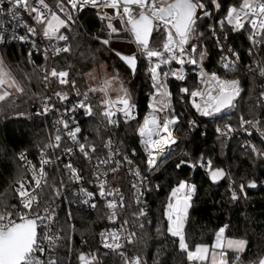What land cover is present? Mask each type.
Masks as SVG:
<instances>
[{
	"label": "trees",
	"instance_id": "16d2710c",
	"mask_svg": "<svg viewBox=\"0 0 264 264\" xmlns=\"http://www.w3.org/2000/svg\"><path fill=\"white\" fill-rule=\"evenodd\" d=\"M48 2L55 9L58 0ZM201 2L212 14L196 20L192 39L198 45L196 54L207 72H214L228 79H238L242 91L229 114L214 119L201 118V124L206 125L204 132L201 129L191 131L188 123L194 112L188 95L197 86L196 75L186 65L188 73L183 81L167 77L173 114L178 118L176 131L179 134L187 132L188 137L154 171L147 174L150 187L149 210L139 223L136 221L134 238L130 244L131 252L139 258L140 264H191L186 251L179 247L178 238L168 231L165 221L172 187L186 181L195 186L184 229L188 249H193L198 244L211 245L217 230L225 227L227 237L246 241L244 251L237 253L238 259L233 258V253L236 252L228 253L231 263L259 264L264 256V158L243 146L241 136L225 137L215 134L214 130L223 123L235 128L242 119L259 116L256 125L263 138L256 135L253 140L260 150H264V104L261 98L264 88L243 68L223 70L218 64L220 51L211 34L212 23H215L216 30L227 34L229 45L243 60L248 58L246 51L250 44L246 37L230 26L217 22L230 6H238L242 0ZM210 2L213 3L215 12ZM115 22L119 25V34L109 33L104 20L96 16L93 10H69L67 24L60 29L69 39V50L58 57L56 66L65 70L69 78L76 80L82 88L91 85L87 74L101 63L118 75L131 101L137 105L138 117L133 122L121 124L113 131L106 128L102 121L91 120L89 140L99 145L104 138L109 137L126 150H136L138 162L144 170L146 155L139 145L136 129L148 110L151 87L143 59L125 34L123 25L116 19ZM162 36L160 31L154 30L149 46L160 44ZM103 39H107L109 43L104 44ZM114 42L123 47L116 48ZM0 51L23 89L22 92L0 101V213H12L18 208L15 186L27 176L21 166L22 153L34 156L39 149L46 148L51 143L55 132L52 117L41 112L43 91L40 85V57H29L27 48L21 44L4 45L0 47ZM116 52L135 54L137 66L134 73L118 58ZM176 67L172 62L168 72ZM95 103L99 110L100 97L95 99ZM189 162L196 167L189 166ZM199 162L205 163L207 167H201ZM219 169L223 170V176L214 182L210 175ZM59 176L64 177V173L58 166H54L41 194V201L50 199L53 188L59 185ZM252 182L255 187H249ZM241 185L244 186L243 190ZM123 190L126 194V211L128 215H132L137 211L134 192L128 184L123 186ZM60 220L61 239L54 257L57 264H80V254L85 255L89 264L123 263L118 254L100 247L98 233L107 227L102 204L95 210H84L67 202Z\"/></svg>",
	"mask_w": 264,
	"mask_h": 264
},
{
	"label": "built area",
	"instance_id": "2783aa9c",
	"mask_svg": "<svg viewBox=\"0 0 264 264\" xmlns=\"http://www.w3.org/2000/svg\"><path fill=\"white\" fill-rule=\"evenodd\" d=\"M29 3L32 7L40 8V10L46 14L47 18L52 11V7L50 6L48 0H45L48 8H43L37 3V0H29ZM58 3L64 4L69 10L73 12L93 10L96 16L104 20L105 25L106 22L111 23L115 21L112 14L113 8L105 7L102 2H98L96 5L87 4L83 7L77 6L75 9L72 8L71 4L68 3V0H58ZM211 4L213 12H215V7L213 3ZM241 4L236 7L239 8ZM132 7L136 8V6ZM231 7L233 6H230L229 8ZM0 8L3 9V11H0V47L10 44H21L27 48L29 57L38 56L42 60L40 65V85L43 91L41 112L52 117L51 121L55 132L51 143L46 148L39 149L34 156L26 154L25 152L22 153L21 157L23 158H21V166L27 173V176L15 186V193L18 199V208L11 213V219L19 222L20 215H23L24 213H29V215L38 214L42 217H47L48 219H45L42 224L40 221L37 222L40 225L37 229V232L39 242L45 248V253L42 258H47V256L51 255V257L54 259L56 246L61 239L62 225L60 216L65 204L70 202L74 206L84 210H95L100 204H102L105 208L107 227L101 229L98 233L100 247L107 252L118 254L123 260L122 264H132V261L137 258L131 252L130 247V244L134 238L135 223L136 221L139 223V221L148 213L149 210L148 203L150 200L148 199V192L150 191V187L149 176L147 174L154 171L162 162V160H164L172 151H175L179 144L188 137L187 132L179 134L176 131L178 119L175 116L169 118L168 112L171 108L169 92L167 91L168 95L166 97V115H163V111L160 108H155V117L161 127L163 126V122L165 120L174 121V123L169 124L168 132L160 131L159 136H153V139H159L160 137L167 139L168 133H171V138L174 140L168 146L167 143L163 144L162 150L146 148L145 144L142 142L144 137H141L139 131L140 128L144 126L145 121L143 120V115L136 129L139 145L143 148L146 155L145 169L143 170L138 162V152L136 150H126L115 144L109 137L104 138L99 145L90 142L89 140V134L91 133L89 129V127L91 128V120H100L105 124L106 128H108L110 131H113L120 127L121 124L130 123L137 119V105L130 99V102L135 105V108L131 113L133 118H126L124 113L118 110L123 107L122 105L113 104L109 106L105 103V101H116L117 98L123 96H113V94L108 91V89L106 91H102L101 89L104 88H102V85H88V87L82 88L76 80L70 79L68 75L64 78L67 80V83L61 84L59 82L60 78L52 77L50 72L52 69H55L58 73L66 72L65 70L57 68L56 60L59 56L66 52L57 51L58 49H68V37L60 30L56 35H63L67 37V39L60 40L56 37L50 39L44 36V32L42 30L43 24L38 23L35 19L36 13L29 12L25 8L14 7L12 0H3V3L0 4ZM197 10L199 11L197 19L202 16L209 17L212 14L211 10L206 9L205 7L203 9ZM228 10L222 18L217 20V22L221 23V21H223L224 24L230 26L238 34L244 35L246 37L250 44L246 51L248 58L243 60L238 52L231 45H229L227 34L225 32L216 30L215 23H212L210 26L211 34L215 40L218 50L220 51L218 64L223 70H231L236 67L243 68L247 73L254 76L264 88V75L260 74L261 68H264V39H262L260 36H257L256 39L259 41V43H253V41L249 38L252 35L253 30L247 21H244L245 27L243 29L238 31L235 30L234 25L227 23L226 18ZM206 12L208 15H205ZM118 16L120 17L121 24H123V20L126 22L127 17L123 15L122 10L121 14ZM29 28L35 29V32H29ZM20 37H25V39H20ZM144 58L147 60L149 57L146 54L144 55ZM192 60H195L196 62H190V64L196 69L194 70V73L198 75V78L202 84V80L208 79L214 72H207L202 65L201 59L195 58L192 55L190 61ZM225 63L229 65L234 64V67L226 69L224 67ZM154 66L157 65L154 64L153 67ZM156 70L159 75L160 82L161 75L158 71V67ZM182 71L184 75L185 70L183 66ZM201 73H204L205 75L202 76ZM46 76L48 77L47 79H45ZM150 76L151 82L155 88L154 92L164 94L166 90L163 88V86L160 87L161 83L154 85L151 72ZM217 76L221 80L238 81V79L235 78L228 79L219 75ZM208 87L209 88H205L204 90L201 88L198 92L205 94L211 91V94L215 96L217 94L215 88H212L209 85ZM239 88L241 94L242 89L240 86ZM93 89H95V91H93ZM195 92H197V90ZM62 96H66L67 98L61 99ZM239 96H237L234 100V106ZM97 97H100L99 110H97V104L95 103V99ZM261 98L264 104V96ZM208 99L209 97L206 94L196 97L190 95V103L194 112V116L190 118L188 123L191 131L201 129L202 132H204L206 125L201 124L200 119H214L215 116L218 115H202V111L197 110V108L194 106V103L199 104L201 109H204L205 101ZM81 103H84L86 107H79ZM89 107L92 110L91 115L87 114V108ZM109 107L114 113L110 118L104 115V112L108 110ZM45 109H47V111ZM227 109L229 112H231L233 107ZM208 110H211V108L209 107ZM147 111H153V109L150 108L149 103ZM109 119L115 121V123H109ZM242 120L251 121V123H242L241 121L240 125L235 128L230 126L228 123H223L222 125H217L215 127V134L225 137H232L235 135L241 136L243 138V146H246L264 158V150H260L257 143L253 140V137L256 135L262 137L256 125V123L259 121V116L253 118H244ZM65 123L68 125L67 128L64 127ZM77 127H79L80 132L76 134V140L74 141L68 135V133L70 131H75ZM57 135L61 137L59 141H56L55 139ZM81 144L85 146V152H87V155H85L84 152H81ZM93 148H95V151L92 150ZM69 149H71V151H69ZM153 158L155 159V165L150 166L149 160ZM45 160L48 161V163L42 164V161ZM104 161L107 162L104 163ZM69 164H71L72 167L76 169V175L79 176V179H76L70 169L66 167V165ZM188 165L192 168L196 167V165H194L192 162H189ZM199 165L201 167H207V165L203 162H199ZM54 166H58L63 171L64 177L59 176V185H56L53 188L50 199L41 201V194L44 191L45 185L48 183L50 171H52ZM41 169L44 173L43 178L40 177ZM113 169H115V171H113ZM36 179H41L40 187L36 186ZM101 182H105L104 196L100 195ZM180 183L181 182L176 183L172 187L171 194L174 189L179 187ZM185 183L190 185L188 181ZM21 184L24 185V188L30 194L36 196L37 202L33 204L31 212L23 207L21 198L17 193V189ZM127 184L131 186L135 196L134 204L137 211L132 215H128V211H126L128 209L126 208V194L123 190V186ZM89 193L91 195H89ZM108 193H112V195H108ZM186 194L187 189L181 193H178V197L183 199ZM193 198L194 192L192 193L191 199L188 202L189 207L187 209L186 217L183 221V233L187 222L188 211L191 207V201ZM176 201L177 198L171 196L168 205L169 203L175 205ZM110 202H115L117 205L115 209L108 207ZM168 205L165 211V221L167 228L169 227V220L167 216ZM113 213H115V218L110 219V217L113 216ZM45 225H47V227H45ZM113 232L118 234L119 239L116 241H114L109 235ZM46 233L58 237V239L55 241L54 249H50L48 246V241L44 239ZM102 233H104L103 236L101 235ZM116 243L120 245L119 248L105 247L106 244L114 245ZM37 255L40 254L37 253ZM238 257L239 256L237 253H233V258L235 260L238 259Z\"/></svg>",
	"mask_w": 264,
	"mask_h": 264
},
{
	"label": "snow or ice",
	"instance_id": "6c2138e0",
	"mask_svg": "<svg viewBox=\"0 0 264 264\" xmlns=\"http://www.w3.org/2000/svg\"><path fill=\"white\" fill-rule=\"evenodd\" d=\"M98 2H102L105 7H110L117 10V15L121 14V10L124 16L127 17L126 23L130 25L129 31L133 34L134 40L140 48L146 52L149 58L152 57H161L163 53L157 50L149 49V37L154 29L163 27L166 29L167 39L163 44L164 52L173 53L171 59H176V53L178 52L181 56L185 52L184 45H186L191 38V34L194 31V25L197 19V9H203L205 5L201 2V0H68V3L71 4L72 8L83 7L87 4L96 5ZM3 3V0H0V4ZM14 7L16 8H25L29 12L36 13L35 19L38 23L45 24V30L43 35L48 38L56 37L60 40H65L67 37L56 34L59 32L60 28L65 25V21L62 20L55 13L51 14V19H48L46 14L40 10V8L32 7L29 3V0H12ZM37 3L41 5L43 8H48V5L45 3V0H37ZM215 3V0H213ZM132 6H136L138 11L134 10ZM219 7V5H216ZM0 11H3L0 8ZM61 11H64V8L61 6ZM205 15H208L206 12ZM71 17H69L70 19ZM111 19V18H108ZM227 23L234 25L235 30H240L245 27L244 21H247L252 28V35L249 37L253 43H259L256 37L260 36L264 39V0H242V4L239 8L233 6L229 8L227 13ZM224 22L221 21V24ZM108 27L115 32L116 29L109 23ZM29 32L34 33L35 29L29 28ZM20 39H25V37H20ZM104 44H108V40L103 41ZM69 49H58L57 51H68ZM193 50H195L193 48ZM117 55L121 56V59L126 62V64L135 71L136 68V57L133 56H123L120 53ZM162 62H167L162 61ZM185 61L183 59L179 60V63L183 64ZM195 63V60L190 61ZM157 66H154L150 69L154 85H157L159 82V75L157 73ZM224 67L230 68L234 67L233 65H229L227 63L224 64ZM260 74L264 75V68H261ZM52 77H59V82L61 84L67 83V80L64 79L67 77V72H57L55 69H52L50 72ZM173 75H177L179 79H183L182 74L173 73ZM204 76V73H201ZM48 77L46 76L45 79ZM211 82L214 83V88L216 91V95L213 96L211 91L205 93L208 95L209 99L205 101V108L201 109L199 104H195L194 106L197 110L202 111V115L212 116L214 113L221 112L223 109L234 107V100L240 94L239 82L238 81H226L221 80L215 73H213L209 78ZM110 81L105 82V88L101 89L102 91H106L107 87L110 86ZM14 87L17 91L22 92L23 89L19 86V83L11 76L10 72L6 70L4 66L3 60L0 59V88L3 87ZM162 87V85H160ZM95 91V89H93ZM125 91V95L123 97L117 98L116 101H105L109 106L113 104H120L123 107L118 109L123 112L126 118H133L131 116L132 111L135 108V105L130 102V98ZM182 91H187V89H182ZM201 92H192L191 95L193 97L205 95ZM10 93L5 90L0 93V101L5 100ZM59 95V94H58ZM165 98L161 99L159 103L161 104V110L163 107H167L166 97L167 93L162 94ZM264 96V92L261 93ZM66 96H62L61 99H66ZM155 100V97H154ZM81 108H85V104L81 103L79 105ZM211 110H208V108ZM150 108L153 111L149 114L148 117L145 118L144 126L140 128V135L144 137L143 143L148 149H160L162 150V145L169 143L171 141V133H168V138L160 137L159 139H153V136H159V132H168V126L174 121L165 120L163 122V126L157 122L155 117L156 109L153 105L150 104ZM47 111V109H45ZM91 108H87V114L91 115ZM114 113L110 110L104 112V115L110 118ZM109 123H115V121L109 119ZM242 123H251V121H243ZM64 127L67 128V123L64 124ZM80 132L79 127L75 129V131H70L68 135L75 141L76 134ZM56 141H59L61 137L57 135L55 137ZM81 152H85V146L83 144L80 145ZM95 151V148L92 149ZM71 151V149H69ZM23 158V157H21ZM107 161H104L106 163ZM43 163H48V161H42ZM209 161V165H210ZM149 165H155V159L149 160ZM67 168L73 173L76 179H79V176L76 175V169L72 167L71 164L66 165ZM115 171V169H113ZM35 175V174H34ZM43 170L41 169L40 177L43 178ZM212 179L217 180L223 176L222 170H215L211 173ZM36 186L40 187L41 179L35 180ZM104 183L101 182V191L100 195L104 196ZM243 185H241V190H243ZM249 187H255V183L252 182L249 184ZM187 189V194L180 199L178 197V193L183 192ZM195 191V186L187 185L185 182H181L179 187L172 191L171 196L177 198L176 204L173 205L169 203L168 205V220L169 227L168 231L173 235L179 237V246L181 250L187 252V259L189 261H204L206 259V254L209 252V248L204 245H197L195 250H188V245L185 241V236L183 233V221L187 214V209L189 207V200L191 199L192 193ZM17 193L21 198V202L23 203V207L28 209L30 212L33 208V204L36 203V196L30 194L25 188L24 185L21 184L17 189ZM89 195H91L89 193ZM108 195H112V193H108ZM233 198H236L235 192L233 193ZM117 205L115 202H110L108 204L109 208L115 209ZM115 218V213L110 219ZM47 217H42L38 214L29 215V213H24L20 215L19 222L11 219V213L3 214L0 213V264H57V260L53 259L51 255L47 256V258H42L45 253V248L39 242L37 229L40 226L37 222L40 221L41 224ZM47 227V225H45ZM225 231L224 228H221L217 233V242L213 246L214 249H221L220 253V264H227V256L226 252L223 250L225 247L227 249H231L236 253H241L244 251L246 246V241L244 240H228L226 246L221 242L222 234ZM102 236L104 233L101 234ZM111 238L116 241L119 239L118 234L113 232L109 234ZM44 239L48 241V246L50 249H54L55 241L58 237L54 235L45 234ZM105 247L119 248L120 245L116 244H106ZM39 253L40 255H37ZM80 260L84 262V264H89L86 257L84 255L80 256ZM132 264H140L139 258H136L132 261ZM213 264H215V257H213ZM259 264H264V259L259 261Z\"/></svg>",
	"mask_w": 264,
	"mask_h": 264
},
{
	"label": "rangeland",
	"instance_id": "374dc122",
	"mask_svg": "<svg viewBox=\"0 0 264 264\" xmlns=\"http://www.w3.org/2000/svg\"><path fill=\"white\" fill-rule=\"evenodd\" d=\"M171 0H169L170 2ZM61 6L64 8V11H61ZM134 10L138 11L137 8H133ZM52 13H55L56 15H58L62 20L65 21V25L67 24V21H68V15H69V9L62 3H57L56 4V7L55 9L52 8V11L50 13V15L48 16V19H51V14ZM120 25H123V29H124V32L125 34L127 35L128 39L131 40V42L133 43V45L135 46L136 48V51L137 53L141 56V58L143 59L144 61V64H145V69H146V72L148 74V79H149V84H150V87H151V91H150V94H149V105H153L155 108H160L161 109V104L159 103V101L163 98H165L162 94L163 93H155L154 92V86L151 82V76H150V69L153 67V65H158V71L161 75L160 79L161 81L158 82V83H161V85L163 86V88L166 90V93L167 91L169 92L170 94V91H169V88L167 86V77H172V78H175L177 80H180V81H183L185 79V76L187 75L188 71L186 69V65L189 66L190 68V71L196 75V82H197V86L189 93L188 95V98H189V104L192 108V105L190 103V95L192 92H195L196 90L199 91L201 88L204 90L205 88H209V86H211L212 88H214V83L211 82L209 79H205V80H202V84L200 82V79L198 78V75L196 73H194V70H196L191 64H190V60L192 58V55L195 57V58H198V55L196 54V49H197V43L195 42H192V39H193V33L191 34V38L189 39L188 43L186 45H184L185 47V52L184 54L181 56L178 52L176 53V59H171L173 53H167V52H164L163 50V44L165 43L166 41V29H164L163 27H159V28H156L154 30L156 31H160V33L163 35L162 36V41L160 42V44H158L157 46H153L150 47L149 46V49L150 50H157V51H161L163 53V55L161 57H152V58H147V60L144 58V55H146V52H144L140 46L137 45V43L135 42L134 40V36L133 34L129 31V25L123 20V24H121V22H119ZM64 25V26H65ZM111 25L116 29L115 34H119L120 33V28H119V25L117 22L113 21L111 22ZM45 27L46 25L43 24L42 25V30L44 32L45 30ZM62 28V27H61ZM60 28V29H61ZM113 45L116 47V48H122L123 46L120 44L118 45L117 42H114ZM118 46V47H117ZM193 48L195 50H193ZM0 59L3 60V63H4V66L6 67V70L8 72H10L11 76L18 82V80L15 78V76L12 74V72L10 71L9 67L7 66L6 62H5V59L3 57V55L1 54V51H0ZM180 59H183L185 62L183 64L179 63V61L177 60H180ZM167 61L166 63L165 62H162V61ZM202 61V60H201ZM172 62H174L177 67L176 69H174L173 71H170L168 72V69H169V64H171ZM182 66L185 70V73L183 75V71H182ZM173 73H176V74H182L183 75V79H179L177 75H173ZM87 80H88V83L91 84V85H97V84H100L102 85V88L104 87L105 88V82L106 81H110V86L107 87L108 91H110L113 96H124L125 95V87L123 85V82L121 79H119L118 75H115L113 72H110L106 66V64L104 63H101L97 68L95 69H92L88 74H87ZM19 83V82H18ZM201 85V87H200ZM19 86H20V83H19ZM21 87V86H20ZM200 87V89H199ZM7 90L10 95H16L18 93H20V91H17L14 87H3V88H0V93H2L3 91ZM209 91V90H208ZM214 92V91H213ZM9 95V96H10ZM154 97H155V100H154ZM170 101H171V94H170ZM235 107V106H234ZM233 107V108H234ZM166 107H163L162 111H163V115L165 116L166 115V111H165ZM229 110L226 109L225 111H222L221 113H219L218 115L215 116V118L217 116H221V115H226V114H229ZM168 115H169V118L170 117H173L175 116L177 118V116L175 114H173V106L171 104V108L168 112ZM178 119V118H177ZM221 229V228H220ZM217 230L215 236H214V239H213V242L211 245H206V244H198V245H204V246H207L209 248V252L206 254V259L204 261H190L191 264H213V257H215V264H220V253L222 250H219V249H214V245L216 244L217 242V233L219 232V230ZM171 234V233H170ZM223 236V235H222ZM176 238H178L179 240V237L177 236H174ZM226 241H225V246H226V243L228 240H243V239H240V238H233V237H226ZM223 240V239H222ZM221 240V242H222ZM245 241V240H244ZM197 246V245H196ZM195 246V247H196ZM180 247V246H179ZM195 247L193 249H188V250H195ZM225 250L228 251H233L231 249H227L225 247ZM187 253V252H186ZM229 253V252H228ZM262 259H264V256L262 257ZM229 264H235V263H229Z\"/></svg>",
	"mask_w": 264,
	"mask_h": 264
},
{
	"label": "water",
	"instance_id": "95a60500",
	"mask_svg": "<svg viewBox=\"0 0 264 264\" xmlns=\"http://www.w3.org/2000/svg\"><path fill=\"white\" fill-rule=\"evenodd\" d=\"M171 2V1H170ZM113 18L114 19H116V20H118L119 22H121V20H120V17L117 15V10L116 9H113ZM108 25H109V23L108 22H106V27H107V29H108V32L109 33H112V30L108 27ZM152 34H153V32L151 33V36L149 37V44H150V41H151V37H152ZM104 40H107V39H103V41ZM117 53H120L121 55H123V56H135V54H125V53H121V52H116V55H117ZM118 56V58L130 69V71H131V73H134L135 71H133L127 64H126V62L124 61V60H122L121 59V56H119V55H117ZM136 57V56H135ZM136 66H137V58H136ZM136 69V68H135ZM226 109H223L222 111H225ZM221 111V112H222ZM152 111H147L145 114H144V116H143V120L145 121V118L146 117H148L149 116V114L151 113ZM221 112H218V113H214V114H219V113H221ZM219 170H221V169H219ZM222 172H223V170H222ZM224 173V172H223ZM210 177H211V180L212 181H214V182H217V181H219L222 177H220L219 179H217V180H213L212 179V176L210 175ZM81 255H84V254H80L79 255V263L80 264H84V262L83 261H81L80 260V256ZM85 256V255H84Z\"/></svg>",
	"mask_w": 264,
	"mask_h": 264
},
{
	"label": "crops",
	"instance_id": "0c3cea01",
	"mask_svg": "<svg viewBox=\"0 0 264 264\" xmlns=\"http://www.w3.org/2000/svg\"><path fill=\"white\" fill-rule=\"evenodd\" d=\"M222 228L225 229V227H222ZM225 230H226V229H225ZM222 235H223V236H222V239H223V240H222V243L225 244V241H226V239H227V238H226L227 236L225 235V231L223 232ZM219 250H221V249H219ZM223 250L226 252V256H227V264L231 263V262H230V259H229V256H228V252H230V251L227 252V250H225V249H223ZM231 252H234V251H231Z\"/></svg>",
	"mask_w": 264,
	"mask_h": 264
},
{
	"label": "bare ground",
	"instance_id": "6f19581e",
	"mask_svg": "<svg viewBox=\"0 0 264 264\" xmlns=\"http://www.w3.org/2000/svg\"><path fill=\"white\" fill-rule=\"evenodd\" d=\"M199 14V11L197 10V13H196V15H198ZM174 139L173 138H171V141L169 142V143H167V146L168 145H170L171 144V142L173 141Z\"/></svg>",
	"mask_w": 264,
	"mask_h": 264
}]
</instances>
